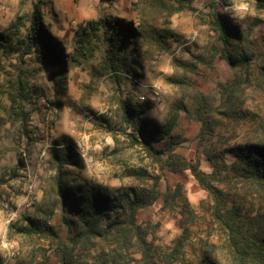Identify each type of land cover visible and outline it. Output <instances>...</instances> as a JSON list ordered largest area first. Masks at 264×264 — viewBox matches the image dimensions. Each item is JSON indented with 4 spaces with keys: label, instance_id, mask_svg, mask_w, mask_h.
<instances>
[{
    "label": "rangeland",
    "instance_id": "374dc122",
    "mask_svg": "<svg viewBox=\"0 0 264 264\" xmlns=\"http://www.w3.org/2000/svg\"><path fill=\"white\" fill-rule=\"evenodd\" d=\"M49 1V0H44ZM233 15L231 24L243 35V47L254 54L264 53V12L255 7V0H227ZM195 12L183 10L171 17L170 28L174 33L168 46L143 43L140 58L141 76L133 87L129 81L112 80L107 74L98 71L103 45L95 40L93 58L82 59L70 64L66 71V81L61 95H56L47 72L33 55L23 61L20 53H11L3 58L0 71V260L5 254L4 244H12L18 250L13 261L6 264H59L54 254V242L47 232L40 236L25 237L11 228L19 226V221L7 225L8 214L17 211L21 220L45 219L55 228L58 239L65 241L68 236L66 227L59 223L60 209L56 205L55 175L58 164L51 163L49 147L62 138L70 139L76 146L81 160V168L64 166L70 173L69 180L88 182L109 190L129 188L149 189L152 177H159L158 190L162 194L152 206L139 213L137 223L147 229V242L156 252L152 259L155 264H200L209 251L221 255L225 244V233L212 217V200L193 179L189 171L160 173L158 164L146 156L140 147H131L125 134L118 103L125 99L141 102L139 96L149 95L156 88L159 100H150L148 116L158 123H164L172 114L171 108L183 100L187 109L178 113L171 132L176 144L175 152L195 164L205 174L213 169L197 146L199 124L192 114L197 106L200 93L207 101L216 106L219 93L216 84L232 79L233 72L227 64L215 57L211 68L198 64L196 73H186L178 63L192 62L194 56L208 58L211 50L218 48L213 31L211 15L214 8L224 13V7L217 0H191ZM47 8L50 7L46 3ZM38 7L43 21L49 23V31L63 45L66 53L71 51L73 32L79 24L64 18L56 21L50 11L45 12L39 0H8L7 10L0 11V33L4 32L18 18L28 19L33 9ZM241 8L246 10L240 11ZM132 9V7H131ZM130 18L134 24L142 16L131 10ZM114 17L113 8L107 11ZM127 18V19H128ZM153 26H161V20L150 21ZM101 35V30L98 32ZM29 74L26 78L29 88L40 87L43 92L38 98L32 97L23 102L27 120L18 121L14 116L8 96L9 80ZM184 80L192 88H178L172 81ZM252 87L246 90L245 104L233 119H222L216 129L212 143L218 151L234 148L248 140L259 138L264 141V82L251 75ZM195 90V91H194ZM52 102H59L56 107ZM50 103V104H49ZM14 107V106H13ZM105 116L110 124L95 120L91 113ZM161 141L156 148L168 144ZM227 163L232 162L231 154H225ZM143 170L148 175L143 179L130 176V171ZM15 172L16 176L11 175ZM162 174V175H161ZM163 176V177H162ZM186 199L188 206L183 207L175 198V189ZM223 195L226 206L231 209L241 205L242 214L253 216L264 212V191L256 185L240 179H230L225 183H213ZM173 193L167 197L166 188ZM23 189V190H22ZM32 196L39 197V203L28 209L24 204ZM22 202V203H19ZM21 224V223H20ZM98 249L91 251V256ZM128 264H147L140 261V254L129 249L126 253Z\"/></svg>",
    "mask_w": 264,
    "mask_h": 264
},
{
    "label": "trees",
    "instance_id": "16d2710c",
    "mask_svg": "<svg viewBox=\"0 0 264 264\" xmlns=\"http://www.w3.org/2000/svg\"><path fill=\"white\" fill-rule=\"evenodd\" d=\"M217 2L219 5L228 3L227 0ZM190 3L191 0H139L131 5L133 12L142 15L137 24L130 18L120 17L79 24L73 32L69 53L53 37L39 8L35 7L26 23L22 17L18 18L0 33V71L3 69V58L12 52L20 53L18 59L22 61L26 56L33 55L43 70L49 69L48 79L56 95H61L69 65L81 59L86 61L93 58L94 41L98 40L103 45L99 73L107 74L114 82L129 81L135 87L136 79L141 76V45L168 46L174 37L170 28L171 17L183 10L194 13ZM255 7L264 12V0H255ZM213 9L211 18L218 48L211 50L208 58L199 55L194 56L192 62L178 63L184 72L196 73L198 64L211 68L212 60L218 57L233 72L231 80L216 84L219 93L216 106H212L194 90L200 100L192 114L193 120L199 124L197 146L213 172L205 174L175 152L176 144L171 132L178 113L187 109L183 100L171 108L172 114L167 121L158 123L148 116L151 108L149 101L138 102L128 97L118 103L120 119L125 129L129 130L125 135L130 146L140 147L146 156L158 164L160 173L164 170L189 171L212 200V217L225 233L226 241L221 247V255L209 251L201 258L200 264H264V212H257L253 216L244 215L239 204L228 209L223 195L213 185L235 178L252 183L264 191V141L256 138L224 151H218L212 143L220 121L233 119L239 112L241 114L246 90L252 87L251 75L264 82V53L254 54L243 47L242 32L231 24L229 14ZM154 19L161 20V26H153L150 21ZM100 30L101 35L98 34ZM262 41L264 43V36ZM28 77L29 74H25L22 78L19 76L9 80L8 91L3 92L8 96L15 118L20 122H25L28 115L23 110V102H29L32 97L38 98L43 93L37 92L41 91L40 87L29 88ZM169 81L177 84L178 88L185 86L192 89L183 79ZM52 104L60 107L59 102ZM90 113L106 128L110 127L105 116ZM161 141H167L168 144L156 148L155 144ZM75 149V144L67 138L49 147L51 163L59 165L55 168L53 192L57 201L54 207L59 206V223L68 231L65 241L58 239L55 228L48 225V216L51 214L47 213L42 215L46 216L43 220L26 216L22 220L20 218L19 226L12 225L11 228L25 237L40 236L47 232L54 242V254L59 264H128L125 255L129 249L140 254L143 263L155 264L152 259L156 252L146 240L148 231L137 223V219L140 212L161 198L162 194L158 190L160 178H150L152 185L149 189L109 190L85 181L73 183L64 166L82 167ZM228 153L233 157L230 163L225 160V154ZM128 174L139 180L148 177L143 170L130 171ZM11 176L15 177V172ZM2 182L0 180V184ZM179 189L178 185L175 198H179L181 206L187 207L188 203ZM163 196H166L164 201H167V197L172 199L173 193L167 187ZM23 222H26L25 226ZM96 249L98 252L91 256V251Z\"/></svg>",
    "mask_w": 264,
    "mask_h": 264
},
{
    "label": "crops",
    "instance_id": "0c3cea01",
    "mask_svg": "<svg viewBox=\"0 0 264 264\" xmlns=\"http://www.w3.org/2000/svg\"><path fill=\"white\" fill-rule=\"evenodd\" d=\"M14 1V0H11ZM139 0H39L45 12L50 11L56 21H64V18L72 20V23L85 24L87 22L114 17L107 13L113 8L117 17L128 18L131 5ZM46 3L50 5L47 8ZM49 25V23H48ZM23 190V189H22ZM22 203V202H19Z\"/></svg>",
    "mask_w": 264,
    "mask_h": 264
},
{
    "label": "built area",
    "instance_id": "2783aa9c",
    "mask_svg": "<svg viewBox=\"0 0 264 264\" xmlns=\"http://www.w3.org/2000/svg\"><path fill=\"white\" fill-rule=\"evenodd\" d=\"M7 2H8V0H0V11L7 10V8H6ZM221 6L224 7V13L229 14L230 18H232L233 15L231 14V10H229L228 4L227 5H221ZM243 10H246V9L245 8L240 9V11H243ZM148 94L149 95L144 94V95L139 96L140 101L142 102V101H150V100H154V101L159 100L160 96H159V93H158L156 88L150 89ZM39 201H40L39 197L32 196L30 201L25 203L24 206H25V208L28 209L29 207H31L35 204H38ZM19 220H20V216H19L18 212L13 211V212H10L8 214L6 224L10 225V224H13ZM22 224L25 226L26 222H23ZM4 248H5V254H4L2 260L0 261L1 264H6L9 261L15 260V258L18 255V250L14 245L5 243Z\"/></svg>",
    "mask_w": 264,
    "mask_h": 264
}]
</instances>
